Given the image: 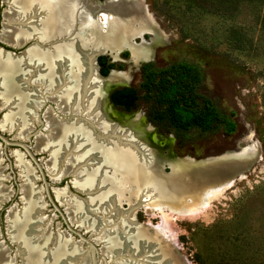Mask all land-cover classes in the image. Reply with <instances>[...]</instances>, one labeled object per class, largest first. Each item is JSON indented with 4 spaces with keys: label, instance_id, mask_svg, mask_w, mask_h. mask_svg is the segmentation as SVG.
Instances as JSON below:
<instances>
[{
    "label": "rangeland",
    "instance_id": "rangeland-1",
    "mask_svg": "<svg viewBox=\"0 0 264 264\" xmlns=\"http://www.w3.org/2000/svg\"><path fill=\"white\" fill-rule=\"evenodd\" d=\"M8 1L0 0V34L3 25L9 24L4 21L5 12L10 7ZM138 2L151 15L156 27L154 34L137 39L138 44L146 47L147 58L135 62L126 50L113 59L115 62H111L107 55L101 57L107 64L113 63L114 69L127 79L125 87L132 88L140 83V67L146 61L156 69L173 62L198 66L202 71L200 92L221 112L233 115L234 132H218L203 137L190 132L184 135L188 143L181 145L176 143L172 134L158 135V138L164 141L171 137L170 151L173 156L196 161L227 156L229 162L238 168L239 174L244 173L192 210L169 212L167 209H155L153 215L144 209L136 210L135 221L163 228L167 240L181 252L183 264H264V0ZM34 42L30 40L14 48L0 42V50L22 56ZM33 86L31 83L29 90ZM41 107L34 114V117L39 114L38 117L29 121L32 128L27 140L16 137L19 127H0V186L6 190L4 193L9 191L10 194L0 201V255L5 256V264H25L23 250L26 248L22 246L21 249L18 245L21 240L14 237L16 228L11 220L14 223L26 220L22 239L27 238L31 247H39L43 264H57L49 255H53L57 240L63 245L61 239H67V243L75 249L72 252L75 256L66 259V264H119L123 259L136 264H152L153 259L148 257L153 255L152 250L146 251L141 258L113 250L111 255H101L100 248L104 243L97 241L99 235L94 232V223L88 225L89 220H94L91 217L94 206L88 205L87 211L80 212L69 202L58 201L57 193L61 190L67 194L65 199L72 202L82 203L86 195L74 187L76 178L71 174L56 178L53 173L57 170L53 173L47 171V151H34L35 136L48 133L43 126V113L47 107L53 108L52 115H57L60 122L69 118L57 114L54 103L47 102ZM14 110V100L6 102L0 96V125L4 117L15 113ZM135 112L144 117L143 104ZM80 118L87 119L84 115ZM151 127L154 128L153 125ZM154 132L159 134L156 129ZM17 154L25 163L26 174H21L20 166L16 165ZM62 162L58 168L64 166L65 161ZM91 166L94 167V163ZM27 184L35 201L32 209L37 212L31 217V211L28 216L25 214ZM4 193L1 194L4 196ZM125 208V205L121 206L122 210ZM97 210L95 215L100 220H109L98 231H109L110 227L120 225L122 213L112 218L107 209V212ZM94 248L99 254L95 263ZM68 255L71 253L65 252L63 260Z\"/></svg>",
    "mask_w": 264,
    "mask_h": 264
},
{
    "label": "bare ground",
    "instance_id": "bare-ground-1",
    "mask_svg": "<svg viewBox=\"0 0 264 264\" xmlns=\"http://www.w3.org/2000/svg\"><path fill=\"white\" fill-rule=\"evenodd\" d=\"M8 3L10 7L4 21L9 24L3 25L0 42L13 48L30 40L36 42L22 56L0 50V96L6 102L13 99L15 107V113L4 117L5 122L2 121L0 127H19L16 137L26 139L32 128L30 119L32 122L38 117L39 114L35 117L34 114L43 104L54 103L57 114L69 118L60 122L57 115H52L53 108L47 107L43 113V126L48 133L35 136L33 149L35 152L47 151V171L57 170L53 173L56 178L71 174L76 178L74 187L86 195L82 203L72 202L65 199L67 194L61 190L57 193L58 201L69 202L80 212L87 211L88 205L94 206V215H91L94 220H89L91 224L88 222V225L94 223V232L99 235L97 241L105 244L100 248L101 255H111V250L141 253V245L131 249L122 247L115 234L133 239V235L140 237L148 233L153 243L161 241L164 244L166 255H177L183 262L181 252L167 240L164 229L147 223L137 225L135 211L144 209L152 215L155 209L187 212L207 197L214 196L244 171L239 174L227 156L204 161L172 156L171 140L160 141V136L153 135L154 131L143 123L139 113L126 119L128 125L114 121L111 118L114 115L107 113L98 93L101 94L105 87L127 85L128 81L115 69L100 79L96 75L94 56L104 54L116 59L126 50L135 62L146 59V47L138 44L137 39L156 32L151 15L138 0H9ZM31 83L35 86L29 90ZM81 115L87 119L80 118ZM62 161H65L64 166L58 168ZM16 165L20 166L21 174H26L25 163L19 154ZM27 185L25 214L31 211V217L37 212L32 209L35 201ZM4 190L0 186V201L10 195ZM124 205L126 209L122 210ZM106 209L112 218L122 213L121 222L118 220L120 225H114L115 230L113 226L109 231H98L109 220H100L95 215L96 210L107 212ZM25 224L26 220L16 223L19 232L21 229L26 231ZM143 230L147 233L143 234ZM61 241L63 245L58 240L54 243L56 249L51 258L58 261L57 264H66V259L75 256L72 255L75 249L67 239ZM65 252L71 255L63 260ZM159 255L158 251L154 252L151 258L160 260ZM25 257V264H43L39 247L30 246ZM2 263L7 260L0 255Z\"/></svg>",
    "mask_w": 264,
    "mask_h": 264
},
{
    "label": "trees",
    "instance_id": "trees-1",
    "mask_svg": "<svg viewBox=\"0 0 264 264\" xmlns=\"http://www.w3.org/2000/svg\"><path fill=\"white\" fill-rule=\"evenodd\" d=\"M97 64L102 77L115 68L101 56L97 57ZM140 78L136 88L113 90L109 100L116 110L126 114L143 104L145 122L154 126L157 135L172 134L181 145L188 143L184 135L190 132L199 137L234 132L233 115L221 112L200 92L202 71L198 66L173 62L156 69L152 63H146L140 67Z\"/></svg>",
    "mask_w": 264,
    "mask_h": 264
},
{
    "label": "water",
    "instance_id": "water-1",
    "mask_svg": "<svg viewBox=\"0 0 264 264\" xmlns=\"http://www.w3.org/2000/svg\"><path fill=\"white\" fill-rule=\"evenodd\" d=\"M101 55H103V54H97V55H95L94 56V66H95V69H96V75L98 76V77H100V79H102V78H105V77H107L108 75H109V73H110V71L111 70H113V69H111L109 72H108V74L105 76V77H102V76H100L99 74H97V68H98V66H97V57H99V56H101ZM109 58H110V56H108ZM111 62H114L113 61V59H111ZM146 63H149V61H146L144 64H146ZM125 86V85H124ZM114 88H116V86H113V87H111V88H109V87H105V88H103V90L101 91V94L100 93H98L99 95H100V97L102 98V100H103V106L105 107V109L108 111L107 113H109V115L111 116V115H114V116H111V118H113V120L114 121H122L125 125H128L127 123H128V121H126V119L127 118H130V117H132L134 114H136V112H133L131 115H125V114H123V113H120V112H116L113 108H112V105H111V103H110V101H109V94L112 92V90L114 89ZM103 112V111H102ZM103 114V113H102ZM104 115V114H103ZM108 116V115H107ZM123 118V119H122ZM111 120V119H110ZM128 120V119H127ZM142 120L143 121H145V118L144 117H142ZM145 125H148L153 131L155 130V128H153V127H151V125L150 124H148V123H146L145 122ZM155 134V132H153V135ZM170 139H171V137H169ZM166 140V139H165ZM164 140V141H165ZM20 144V143H19ZM21 146H23L25 149H26V151H27V148L23 145V144H20ZM29 153V152H28ZM166 155V154H165ZM173 156V155H172ZM1 200V199H0ZM103 203V202H102ZM107 206V205H106ZM105 206H103V208H104ZM126 209V208H125ZM11 222H12V224H13V226H14V228H16L17 226H16V223H14L12 220H11ZM136 222V221H135ZM136 224L138 225V224H141V223H138V222H136ZM22 230L23 229H21V232H22ZM141 230V229H140ZM15 235H14V237L16 238V239H20L21 240V242H19L18 243V245L21 247V249H22V246L23 247H25L26 249H25V251L23 250V252L25 253V255H26V252H27V248H29V244H30V241H28L27 240V238L26 239H22L23 238V235H22V233L24 234V231L21 233V232H19V230H18V227L16 228V230H15ZM145 232L146 231H144L143 230V234H145ZM147 233V232H146ZM21 234V235H20ZM111 234V233H110ZM110 236H112V235H110ZM115 236H116V238L117 239H119V242H120V244H121V246L122 247H130V249H131V247H136V246H139V245H141L142 246V248H141V250H139V251H141V253H136V252H131V253H128V254H130V255H133V256H137L138 257V255H140L141 254V256H142V254H144V253H146V251H148V250H152V253H153V255H154V252H157L158 251V253H160V260L157 258L155 261H152V264H183L182 263V261H180V259H179V257L177 256V255H171V257L167 254H165L164 252H163V248H164V244H162L161 243V241H159L158 243H153L154 241L150 238V235L147 233V234H145V235H141L140 237H138V236H135V235H133L134 237H133V239H126L125 238V236L124 235H116L115 234ZM61 240H63V239H61ZM155 244H157V246L155 247L154 245ZM31 245V244H30ZM55 252V250L53 251V253ZM94 253H95V255H94V263L96 262V259H97V257L99 256V254L97 253V250L94 248ZM153 255H149L150 257H152ZM50 257H52L53 258V256L52 255H49ZM174 258V262L172 261V259ZM24 262H26V257L24 256ZM156 261H157V263H156ZM58 262V261H57ZM56 262V263H57ZM119 264H136V263H131L130 262V260H122V261H120L119 262Z\"/></svg>",
    "mask_w": 264,
    "mask_h": 264
},
{
    "label": "flooded vegetation",
    "instance_id": "flooded-vegetation-1",
    "mask_svg": "<svg viewBox=\"0 0 264 264\" xmlns=\"http://www.w3.org/2000/svg\"><path fill=\"white\" fill-rule=\"evenodd\" d=\"M97 66H98V64H97ZM98 68H99V66H98ZM121 87H125V86H121ZM117 88H120V86L114 88L113 90H115V89H117ZM113 90H112V91H113ZM109 95H110V94H109ZM109 101H110V100H109ZM110 103H111V102H110ZM111 105H112V104H111ZM112 108H113L116 112H120V113H123V114H125V115H131V114L133 113V112H132L131 114H126V113H124V112H122V111L116 110V109L113 107V105H112Z\"/></svg>",
    "mask_w": 264,
    "mask_h": 264
}]
</instances>
